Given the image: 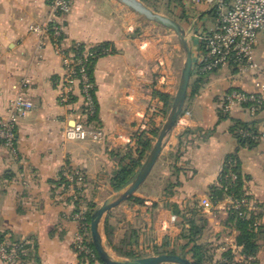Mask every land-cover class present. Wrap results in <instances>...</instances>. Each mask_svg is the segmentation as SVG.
<instances>
[{"label":"crops","instance_id":"crops-1","mask_svg":"<svg viewBox=\"0 0 264 264\" xmlns=\"http://www.w3.org/2000/svg\"><path fill=\"white\" fill-rule=\"evenodd\" d=\"M49 11V0H0V117L17 94L34 103L31 113L19 122L15 149L0 141V233L27 243L32 255L29 264H89L73 245L79 223L74 217V194L61 181L64 169L85 173L75 186L99 206L115 193L111 178L121 160L113 151L135 149L139 134L154 137V131H160L179 87L184 52L176 34L163 25L146 23L120 0H75L72 10L61 17L65 42L106 43L111 52L92 67L98 119L106 137L101 142L68 140L63 131L72 122V109L81 106L80 89L77 104L62 102L57 79L64 74L63 57L50 39L41 45L40 36L30 29ZM196 45L192 46L195 66L202 54ZM261 59L264 64V45ZM209 72L204 86L186 100L158 160L135 192L142 201L125 200L106 219L114 227L116 245L124 243L152 255L156 247L180 246L185 241L180 237V219L172 218L176 213L171 203L183 208L197 200L208 219L202 241L214 254L209 264L224 261L227 249L233 250L236 261L264 264V243L255 262L240 253L238 231L226 222L229 200L224 192L217 199L211 192L215 185L222 189L224 159L238 151L243 172L249 175V202L264 203V138L253 147L243 146L232 130L236 122H256L262 130L264 108L253 114L239 106L222 120L218 109L233 87L264 89V73L236 68ZM159 92L168 95V107ZM179 147L182 153L175 160L171 153ZM177 178L174 192H167V182ZM103 237L107 241L104 231ZM0 264L6 263L0 260Z\"/></svg>","mask_w":264,"mask_h":264},{"label":"built area","instance_id":"built-area-1","mask_svg":"<svg viewBox=\"0 0 264 264\" xmlns=\"http://www.w3.org/2000/svg\"><path fill=\"white\" fill-rule=\"evenodd\" d=\"M189 1L199 3L202 0ZM205 1L217 7L216 18L210 30L195 34L202 51L196 64L197 70L209 72L222 68H236L264 73V64L254 59L256 46L260 41L259 35L264 32V0ZM74 3L75 0H49L48 16L40 23L31 24L30 29L40 36L41 45L46 39H50L55 51L63 57L64 74L57 79L62 102L69 105L77 104L73 97L76 95L77 87L80 89L83 106L73 108L70 112L72 122L65 126L64 137L73 141L101 142L106 137L104 128L89 121V118L98 112L95 82L91 77L89 65L93 57L101 53H110L111 48L107 47L98 52L93 49V45L85 44L82 47L81 43L65 42L61 17L72 10ZM221 105L225 111L247 105L251 113L256 114L264 107V89L246 91L234 88L226 95ZM33 107V101L22 94L10 99L6 113L0 117V141L4 145L15 149L19 122L31 113ZM189 113L190 111L186 112ZM244 133L252 135L254 132L245 130ZM255 137L264 138V128L259 130ZM64 175L69 180L67 186L73 192L76 202L79 200V193L75 185L85 179V173L79 169L66 167ZM226 177L233 181L236 174L229 171ZM228 200L229 208L240 209L247 206L251 210L264 211V204L250 203L247 199L233 197H229ZM74 217L79 223L73 238L74 248L85 256L87 263L99 264L98 252L91 245V221L88 219L87 208L81 201L76 205ZM172 218L177 220L178 216L173 215ZM0 260L6 264H25L20 256V247H11L6 241L0 242Z\"/></svg>","mask_w":264,"mask_h":264},{"label":"trees","instance_id":"trees-1","mask_svg":"<svg viewBox=\"0 0 264 264\" xmlns=\"http://www.w3.org/2000/svg\"><path fill=\"white\" fill-rule=\"evenodd\" d=\"M177 2L181 3L182 0H176ZM82 47L85 44L81 43ZM110 47L109 44H99L93 45V49L98 50V52H102L104 48ZM111 48V47H110ZM105 54V53H104ZM103 53L93 57L91 59V64L89 65V71L91 77L94 81V76L92 74V67L96 60L104 55ZM210 72H205L201 70H197L196 66L193 67V75L195 78L190 83L189 91L187 99L193 97L199 90L204 86L206 82V76ZM192 75V76H193ZM234 88H231L219 102V118L220 120L228 118L230 115V111H225L222 107V103L225 100L226 95ZM240 89V88H238ZM162 98L165 99L167 107L170 105L171 100L168 98V95L165 93H158ZM73 99L79 102V96L75 95ZM83 106V102H81V106ZM247 108V105L242 106ZM264 108V107H263ZM248 109V108H247ZM91 123L95 125L102 126L101 122L98 119V113L89 118ZM256 122L251 123H242L236 122L233 126V131L239 139V142L243 146L253 147L257 144L260 140L259 138L255 137L258 133V129L255 126ZM245 130L253 131L252 135H248L244 133ZM189 130H187L188 132ZM214 131L213 129H208L207 134H211ZM159 131H154V137L158 136ZM154 137H150L141 133L138 135L137 145L136 148H130L127 151L124 150H115L113 151V155L120 156V167L116 169L113 173L111 178V186L113 190L118 191L129 184L137 172L139 171L140 167L143 164V160L147 156V153L152 147ZM182 153L181 147L177 149L175 152L171 153L175 160L180 158ZM175 170L179 171L180 169L175 166ZM229 171H233L236 174V179L231 180L226 175ZM176 175V174H175ZM249 179V175L245 174L242 169V162L238 151L230 153L226 156L223 162V166L220 172L219 182L220 187L222 188L225 197H233L236 199H247L250 201L251 196L247 194L246 184L247 180ZM61 181L68 185L69 180L62 176ZM179 184L178 178L176 180L170 179L167 182L166 190L169 193L174 192V187ZM76 191L80 192V188L76 186ZM212 197L214 199L218 198V186L212 187ZM130 201L134 202H141L142 199L136 195H133L129 198ZM82 202L87 208V215L88 219L91 221L92 214L94 211L99 207L98 203L88 199L83 193L79 194V200H76V205L79 202ZM264 204V203H260ZM173 210L175 211L176 215L181 221V225L183 227L181 238L185 241L180 246L176 244L167 245L165 244L162 247H156L154 249L155 254L159 253H174L180 254L185 257H188L193 264H209L213 260L214 254L212 251L207 247L206 243L202 241L204 230L208 225V219L206 215L202 211V207L200 206L197 200H193L188 203L185 207L181 208L176 203H171ZM264 217V211L261 210H251L247 206L242 207L240 209L229 208V213L227 217V224L231 227H234L237 231L236 243L237 247L241 254H243L247 259L251 258L250 261L255 262L256 256L261 249L264 243V221L262 218ZM113 226L110 223L108 217L104 222V233L107 238L108 245H110L115 252L122 257H142L151 254L150 252L146 253L144 251H135L133 248H127L126 244L116 245L113 242ZM6 241L9 243L11 247L19 246L20 247V256L25 262V264H29V259L31 253L28 248V245L25 241L14 239L13 237H9L5 232L0 233V242ZM91 245L94 247V244L91 240ZM80 257L83 262H87L84 255L80 254ZM224 261L220 264H245L243 261H236L235 254L232 249H227L224 253ZM99 262L102 264H106L98 254ZM92 264V263H90ZM169 264V263H165Z\"/></svg>","mask_w":264,"mask_h":264},{"label":"water","instance_id":"water-1","mask_svg":"<svg viewBox=\"0 0 264 264\" xmlns=\"http://www.w3.org/2000/svg\"><path fill=\"white\" fill-rule=\"evenodd\" d=\"M128 8L140 14L141 16L163 25L171 30L179 38L182 50L184 52V64L182 68L179 87L172 101L167 117L159 131L154 145L147 154L142 166L133 178V180L121 190L108 196L104 202L94 211L91 219V238L100 258L106 264H193L192 261L183 255L174 253H159L142 257H122L112 253L108 247L107 241L103 237L104 222L107 213L125 200L131 198L140 185L146 180L153 166L158 160L165 140L172 129L175 127L180 114L182 113L193 75L194 58L193 51L189 41V31L184 25L175 18L153 10L142 0H120ZM222 189H218V195L221 196Z\"/></svg>","mask_w":264,"mask_h":264},{"label":"rangeland","instance_id":"rangeland-1","mask_svg":"<svg viewBox=\"0 0 264 264\" xmlns=\"http://www.w3.org/2000/svg\"><path fill=\"white\" fill-rule=\"evenodd\" d=\"M142 1L149 5L153 10L171 16L181 22L189 31V41L191 47H195L197 43L196 46H198V49H200V43L195 34L204 33L205 31L210 30L215 23L217 7L212 6V4L207 3L205 0H202L199 3H192L189 0H182L181 3L177 2L176 0ZM141 17L146 23H155L143 16ZM259 38L261 43H258L256 46L254 59L259 63H262L263 61L261 59V51L262 46L264 45V32L260 33ZM144 252L148 253L149 251L145 250Z\"/></svg>","mask_w":264,"mask_h":264}]
</instances>
